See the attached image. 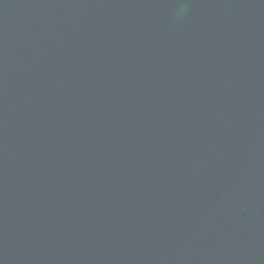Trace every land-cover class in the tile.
Here are the masks:
<instances>
[{
	"label": "water",
	"instance_id": "obj_1",
	"mask_svg": "<svg viewBox=\"0 0 264 264\" xmlns=\"http://www.w3.org/2000/svg\"><path fill=\"white\" fill-rule=\"evenodd\" d=\"M0 264H264V0H0Z\"/></svg>",
	"mask_w": 264,
	"mask_h": 264
}]
</instances>
